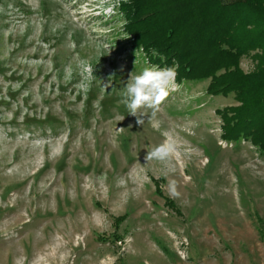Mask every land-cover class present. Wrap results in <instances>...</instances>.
Returning <instances> with one entry per match:
<instances>
[{
    "label": "rangeland",
    "instance_id": "1",
    "mask_svg": "<svg viewBox=\"0 0 264 264\" xmlns=\"http://www.w3.org/2000/svg\"><path fill=\"white\" fill-rule=\"evenodd\" d=\"M116 5L0 0V264H264V155L215 114L239 103L174 81L131 115L152 65ZM166 133L177 151L148 159Z\"/></svg>",
    "mask_w": 264,
    "mask_h": 264
},
{
    "label": "trees",
    "instance_id": "2",
    "mask_svg": "<svg viewBox=\"0 0 264 264\" xmlns=\"http://www.w3.org/2000/svg\"><path fill=\"white\" fill-rule=\"evenodd\" d=\"M116 6L131 49L150 65L176 66L177 83L209 80L210 96L233 94L239 105L215 112L221 139L250 143L264 155V0H117ZM247 56L256 64L250 73L240 68Z\"/></svg>",
    "mask_w": 264,
    "mask_h": 264
},
{
    "label": "clouds",
    "instance_id": "3",
    "mask_svg": "<svg viewBox=\"0 0 264 264\" xmlns=\"http://www.w3.org/2000/svg\"><path fill=\"white\" fill-rule=\"evenodd\" d=\"M176 75V66L162 69L157 66L146 67L138 75L131 74L122 90L121 102L133 116H137L138 109L145 107L153 109L155 113L169 95V88L173 86ZM137 123L142 124L143 120L137 119ZM165 136L162 143L147 152L148 159L166 161L177 151V139L171 133H166Z\"/></svg>",
    "mask_w": 264,
    "mask_h": 264
}]
</instances>
